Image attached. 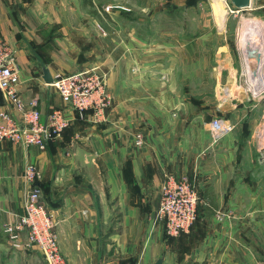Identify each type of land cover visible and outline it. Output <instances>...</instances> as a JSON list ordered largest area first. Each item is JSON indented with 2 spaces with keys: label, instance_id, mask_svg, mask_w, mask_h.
Returning <instances> with one entry per match:
<instances>
[{
  "label": "crops",
  "instance_id": "crops-1",
  "mask_svg": "<svg viewBox=\"0 0 264 264\" xmlns=\"http://www.w3.org/2000/svg\"><path fill=\"white\" fill-rule=\"evenodd\" d=\"M109 5L126 10L100 12ZM163 12L162 0H0L18 92L37 100L42 121L66 108L44 67L52 76L97 67L113 101L102 123L66 110L73 121L45 151L0 142V264H44L36 246L14 249L3 231L23 214L28 163L66 264H264V98L241 82L215 15L196 31L194 17ZM215 117L234 130L212 145ZM166 174L193 179L203 204L191 231L170 240L152 225Z\"/></svg>",
  "mask_w": 264,
  "mask_h": 264
},
{
  "label": "built area",
  "instance_id": "built-area-1",
  "mask_svg": "<svg viewBox=\"0 0 264 264\" xmlns=\"http://www.w3.org/2000/svg\"><path fill=\"white\" fill-rule=\"evenodd\" d=\"M114 8L126 10L121 6L109 5L103 7L102 11L109 13ZM248 10H264V0H251ZM229 11L240 12L234 9ZM52 79L50 84L57 90L66 108L52 109L45 121H42L37 100L32 99L25 104L21 99L17 89L20 78L14 51L6 42L0 40V142L45 151L47 144L59 138L70 126L75 114L82 119L87 113L93 123L106 122V113L112 107L113 101L107 91L105 77L97 67L69 74L56 73ZM254 94L259 100L263 99L264 86L255 90ZM2 104L9 105L17 113V117L5 110ZM66 110L71 111L73 116H69ZM208 126L212 145L234 130V125L221 117L211 119ZM143 143L142 133L137 132L134 135V144L141 147ZM40 177V172L33 164L25 165L22 173L25 186L23 214L16 222L5 224L3 231L14 249L36 246L44 264H66L57 242L56 222L41 202V189L38 186ZM200 201L193 179L186 175H164L159 204L152 221L153 227L161 224L167 238L188 234L196 221ZM215 217L221 222L230 220L232 215L216 212ZM21 234H25L27 238L23 247L18 243Z\"/></svg>",
  "mask_w": 264,
  "mask_h": 264
},
{
  "label": "rangeland",
  "instance_id": "rangeland-1",
  "mask_svg": "<svg viewBox=\"0 0 264 264\" xmlns=\"http://www.w3.org/2000/svg\"><path fill=\"white\" fill-rule=\"evenodd\" d=\"M90 1H94V0H90ZM166 1H172V0H162V7L164 9L163 14L165 16L172 15L176 17L177 16L178 17L179 16L180 17L181 16L182 17L184 16L194 17L196 31L202 29V27L204 26L199 20L200 17L202 16L204 17L205 15H212V16L215 15L220 20V23L218 25L216 24L215 27H218L222 31L221 32L222 40L225 37V41L228 46V49L230 50L231 55H234L236 59H238L236 63L239 67V72L241 75L240 80L243 84L248 83L247 81L248 77L246 75L245 68H244V64H245L244 54L245 53L243 52L244 49L242 47L243 45L241 42L243 37L241 36H243V34H249L252 30V25H254L256 22L262 23L264 27V23L263 21H261L262 19L261 14H259L262 12L257 11V10H243L238 13H231L229 10H233L234 8L232 7V5L229 3L228 0H223L224 9L222 6L221 10L218 7V3H220L221 0H215V1L214 0H194L193 3H191V0H189V5L188 6L186 5V7L181 6L182 5L180 4L181 0H174L175 2H172V3L171 2L166 3ZM191 4L193 5L192 7H191ZM254 4H256V1H254ZM100 12H102V10H100ZM178 26L181 27L183 26V24H180ZM210 26H213V24H211ZM249 35L250 37H252L251 33ZM249 41H250V38L246 40L247 43ZM263 77H264V71H263ZM199 204H200L198 205L199 208L202 207L203 204H201V201ZM197 217H198V214H197ZM196 221H197V218H196ZM165 238L167 240H170L167 237Z\"/></svg>",
  "mask_w": 264,
  "mask_h": 264
},
{
  "label": "bare ground",
  "instance_id": "bare-ground-1",
  "mask_svg": "<svg viewBox=\"0 0 264 264\" xmlns=\"http://www.w3.org/2000/svg\"><path fill=\"white\" fill-rule=\"evenodd\" d=\"M223 6L224 9V1L221 0L220 3H218V7L221 10ZM222 12V11H221ZM255 23V22H253ZM251 36L250 37V34ZM249 34H243V37L241 42H242V47H243V52L245 53V49L247 46L246 40L250 38L249 42L254 43L258 47L261 53V61L257 62L254 58L248 57L246 54H244V68L246 75L248 77V80L250 83L254 86V90H259L264 86V78H263V67H264V27L262 23L256 22L254 25H252V30ZM252 39V40H251ZM240 42V44H241ZM241 46V45H240ZM242 50V49H241ZM253 74V75H252ZM248 89L251 88L248 87ZM253 92V91H252ZM238 94V92H237Z\"/></svg>",
  "mask_w": 264,
  "mask_h": 264
},
{
  "label": "water",
  "instance_id": "water-1",
  "mask_svg": "<svg viewBox=\"0 0 264 264\" xmlns=\"http://www.w3.org/2000/svg\"><path fill=\"white\" fill-rule=\"evenodd\" d=\"M228 1L232 5L234 10L237 11L248 10L251 4V0H228ZM245 54L250 58H254L257 62L261 61L260 50L252 42L247 43ZM42 79L44 82L49 84L53 82L52 75L49 69L46 67L42 69ZM162 262H163L162 259H158L154 264H162Z\"/></svg>",
  "mask_w": 264,
  "mask_h": 264
},
{
  "label": "trees",
  "instance_id": "trees-1",
  "mask_svg": "<svg viewBox=\"0 0 264 264\" xmlns=\"http://www.w3.org/2000/svg\"><path fill=\"white\" fill-rule=\"evenodd\" d=\"M85 2H86V3L88 2L89 4H91V1H90V0H84V3H85ZM209 200H210V203H209L208 206H210V208H209V207H208V208H209V209H215V205H214L213 201H212L211 199H209ZM182 235H184V234H182ZM182 235H180V236H182ZM180 236H179V237H180ZM165 237H166V236H165ZM168 239H174V238H168Z\"/></svg>",
  "mask_w": 264,
  "mask_h": 264
}]
</instances>
